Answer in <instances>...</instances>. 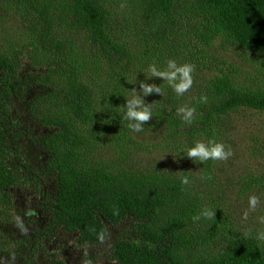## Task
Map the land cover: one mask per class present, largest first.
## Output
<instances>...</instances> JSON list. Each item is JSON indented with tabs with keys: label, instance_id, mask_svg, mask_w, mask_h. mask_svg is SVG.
Instances as JSON below:
<instances>
[{
	"label": "trees",
	"instance_id": "1",
	"mask_svg": "<svg viewBox=\"0 0 264 264\" xmlns=\"http://www.w3.org/2000/svg\"><path fill=\"white\" fill-rule=\"evenodd\" d=\"M0 24V264L19 242L32 246L23 264L41 252L42 264H77L48 247L67 234L75 247L105 245L109 264H264V240L233 228L220 205L225 160L187 156L198 141L232 151V114L264 111V0H0ZM225 52L243 60L230 73ZM169 59L194 66L193 84L183 95L167 82L153 90L152 117L135 132L124 84ZM182 107L195 109L191 122ZM174 159L188 166L173 169ZM197 164L202 173L190 172ZM248 179L264 189V171ZM21 192L40 196L45 224L20 222ZM204 209L215 216L193 220ZM13 222L36 231L15 240Z\"/></svg>",
	"mask_w": 264,
	"mask_h": 264
},
{
	"label": "rangeland",
	"instance_id": "2",
	"mask_svg": "<svg viewBox=\"0 0 264 264\" xmlns=\"http://www.w3.org/2000/svg\"><path fill=\"white\" fill-rule=\"evenodd\" d=\"M2 30L3 29L0 24V36L4 34ZM86 48L87 47L83 48L82 54H88ZM141 48L142 50L147 49L143 47ZM159 50L161 51L160 47ZM222 60H227L223 63V65L229 73L231 61L235 60L238 63L243 61L239 55H234L230 52L223 53ZM153 64H155L154 61L146 62L139 69V71L132 76L130 81H128V84H124L125 89H127V99H132L136 96H140L143 98L145 104H148V106L154 103V96L151 97L150 93L145 95L144 97L139 84L142 79H151L152 82L154 81L152 85L159 86L161 89V85L167 82L163 77L152 76L149 66ZM249 69L251 70L253 75H256L257 69L255 68V66L250 65ZM101 70L103 69H100V71ZM148 72L150 73L148 74ZM86 76L90 79V69H88ZM238 79L243 80V78ZM123 82L124 81L118 79V83L120 85L123 84ZM127 99L122 98V100L126 101ZM230 122L231 126L228 134L233 141L232 143L235 149H233L232 151L234 152V154L230 159L223 161L222 167H219L217 169V175H214V179L215 177H218L217 183H222L224 185V187L219 189L221 190L220 205L224 208L227 214H229L234 225L233 228L240 231H248L254 234H258L259 232L264 231V201H259L255 210H253L249 206V197L254 195L258 197V199L259 197L264 199V189L258 185H253L249 188H245L243 183L249 180L248 175L255 176L257 171H264V151L263 149L255 151V149L258 147V142H264V111L243 109L239 113L234 112L232 114V121ZM91 127L99 131V135L103 137L106 143L108 142V140L112 139L113 133H109L107 135V130L103 127L102 124L91 122ZM89 128L90 125L86 126L87 130ZM121 140L123 144H126V140L124 137H122ZM110 151L114 152L115 149L112 148L110 149ZM39 159L41 160L42 158ZM140 159L144 163V165L149 164L147 155L140 156ZM177 163L182 166H188V164L181 163V161L179 160L175 161V159L168 161L167 165L175 169L173 166ZM154 165H156V163ZM202 169L203 167L197 164L195 166H192L190 172L194 174H200L202 173ZM261 189L263 190L261 191ZM16 201L22 209L21 213L19 214L20 222L21 220H32V222L42 226L48 220L47 213L44 207L41 206L42 203L40 196H37L33 192H21L20 195L16 196ZM13 224H15L14 226L16 230H13L15 231V240H19V237H23L24 235L31 236L32 231L35 232L37 227V224L33 223H26L24 226L17 222H13ZM74 241V236L67 234L65 235V238H60L59 236H57V238L52 237L51 240L47 242V244L51 251L55 249L58 250L59 256L61 258H66L67 260L74 261L77 264H80L81 262L82 264H109V261L105 256V245L97 246L94 250H90V248L83 249L73 246ZM33 242L34 241L32 240V243ZM222 243L223 239L220 240V245ZM13 246L16 247L15 252H9L7 253V255L2 257L4 259L3 264H23V262L27 259L23 258L25 256L23 252L26 251V249L32 248L31 245H27L24 242L13 244ZM213 247H217V245L213 244ZM16 251L22 253V258L16 256ZM45 256L46 254L44 252H41L38 257L40 258L39 262H34V264H42L46 258ZM91 256H97V260L95 262H89L86 258Z\"/></svg>",
	"mask_w": 264,
	"mask_h": 264
},
{
	"label": "clouds",
	"instance_id": "3",
	"mask_svg": "<svg viewBox=\"0 0 264 264\" xmlns=\"http://www.w3.org/2000/svg\"><path fill=\"white\" fill-rule=\"evenodd\" d=\"M152 76L163 77L164 80L174 89L177 95H183L193 84L192 73L194 66L189 63L178 64L176 60L169 59L167 61V67L164 70L159 69L155 64L149 66ZM141 89L143 95L150 94L153 90L160 92L159 86L152 84H145L141 82ZM206 100V97L204 98ZM126 112L124 113V119L130 123L128 127L135 132H141L143 130L144 122L148 121L152 117V111L148 104H145L143 98L136 96L126 101ZM179 113L183 114V119L187 122H191V118L195 109L182 107ZM232 155L230 147L225 150V145L222 142L209 141L207 144L204 142H196L194 146L187 149V156L199 161L212 160H226ZM188 176L181 177V183L184 185L189 184ZM259 199L256 196L249 197V206L255 210ZM247 215V214H245ZM215 216L214 211L204 209L201 213L195 215L193 220L198 221L203 218H212ZM257 238L264 240V231L257 234ZM103 239V237H101Z\"/></svg>",
	"mask_w": 264,
	"mask_h": 264
}]
</instances>
